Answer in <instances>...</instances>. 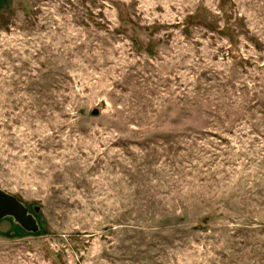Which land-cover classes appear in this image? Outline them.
<instances>
[{
    "label": "rangeland",
    "instance_id": "374dc122",
    "mask_svg": "<svg viewBox=\"0 0 264 264\" xmlns=\"http://www.w3.org/2000/svg\"><path fill=\"white\" fill-rule=\"evenodd\" d=\"M0 188V264H264V0H0Z\"/></svg>",
    "mask_w": 264,
    "mask_h": 264
},
{
    "label": "water",
    "instance_id": "95a60500",
    "mask_svg": "<svg viewBox=\"0 0 264 264\" xmlns=\"http://www.w3.org/2000/svg\"><path fill=\"white\" fill-rule=\"evenodd\" d=\"M34 211L40 212V207L35 206ZM10 218L15 225L20 226L25 232L37 233L40 223L30 208L14 194L0 188V221Z\"/></svg>",
    "mask_w": 264,
    "mask_h": 264
},
{
    "label": "trees",
    "instance_id": "16d2710c",
    "mask_svg": "<svg viewBox=\"0 0 264 264\" xmlns=\"http://www.w3.org/2000/svg\"><path fill=\"white\" fill-rule=\"evenodd\" d=\"M18 227H20V226H18ZM21 228V227H20ZM21 230L24 232V230L21 228Z\"/></svg>",
    "mask_w": 264,
    "mask_h": 264
}]
</instances>
